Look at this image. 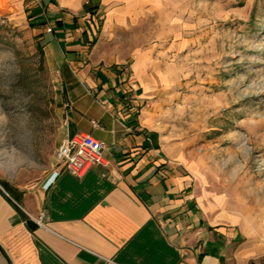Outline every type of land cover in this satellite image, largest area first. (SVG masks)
Here are the masks:
<instances>
[{
  "label": "rangeland",
  "instance_id": "obj_1",
  "mask_svg": "<svg viewBox=\"0 0 264 264\" xmlns=\"http://www.w3.org/2000/svg\"><path fill=\"white\" fill-rule=\"evenodd\" d=\"M103 6L91 12L94 43L126 63L146 54L145 111L205 213L264 239V0ZM31 9L0 0V183L8 186L52 171L69 107Z\"/></svg>",
  "mask_w": 264,
  "mask_h": 264
},
{
  "label": "crops",
  "instance_id": "obj_2",
  "mask_svg": "<svg viewBox=\"0 0 264 264\" xmlns=\"http://www.w3.org/2000/svg\"><path fill=\"white\" fill-rule=\"evenodd\" d=\"M27 1L61 72L65 136L105 142L106 163L83 177L52 180L53 167L38 183H0V264H264V239L213 222L156 137L146 54L126 63L94 43L91 12L107 0Z\"/></svg>",
  "mask_w": 264,
  "mask_h": 264
},
{
  "label": "built area",
  "instance_id": "obj_3",
  "mask_svg": "<svg viewBox=\"0 0 264 264\" xmlns=\"http://www.w3.org/2000/svg\"><path fill=\"white\" fill-rule=\"evenodd\" d=\"M104 148L105 142L89 133L66 135L56 149V162L51 179L53 180L61 170L76 177H83L93 166L106 163Z\"/></svg>",
  "mask_w": 264,
  "mask_h": 264
},
{
  "label": "trees",
  "instance_id": "obj_4",
  "mask_svg": "<svg viewBox=\"0 0 264 264\" xmlns=\"http://www.w3.org/2000/svg\"><path fill=\"white\" fill-rule=\"evenodd\" d=\"M40 24H46V20H44L42 23H40ZM40 50H41V52H42V54H44V52H43V47L42 46H40Z\"/></svg>",
  "mask_w": 264,
  "mask_h": 264
},
{
  "label": "bare ground",
  "instance_id": "obj_5",
  "mask_svg": "<svg viewBox=\"0 0 264 264\" xmlns=\"http://www.w3.org/2000/svg\"><path fill=\"white\" fill-rule=\"evenodd\" d=\"M2 2V1H1Z\"/></svg>",
  "mask_w": 264,
  "mask_h": 264
}]
</instances>
